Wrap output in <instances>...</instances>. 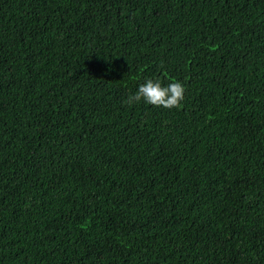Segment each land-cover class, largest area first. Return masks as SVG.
Instances as JSON below:
<instances>
[{"label":"trees","instance_id":"1","mask_svg":"<svg viewBox=\"0 0 264 264\" xmlns=\"http://www.w3.org/2000/svg\"><path fill=\"white\" fill-rule=\"evenodd\" d=\"M0 264H264V0H0Z\"/></svg>","mask_w":264,"mask_h":264},{"label":"clouds","instance_id":"2","mask_svg":"<svg viewBox=\"0 0 264 264\" xmlns=\"http://www.w3.org/2000/svg\"><path fill=\"white\" fill-rule=\"evenodd\" d=\"M185 90V86L179 81H173L165 86L159 79L149 78L140 84L134 93L128 95L124 104L128 107L145 103L167 109L178 108L185 99Z\"/></svg>","mask_w":264,"mask_h":264}]
</instances>
